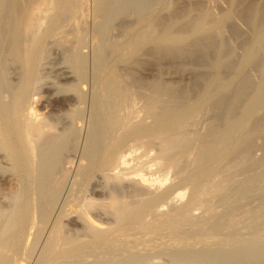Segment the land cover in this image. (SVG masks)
<instances>
[{"label": "bare ground", "instance_id": "6f19581e", "mask_svg": "<svg viewBox=\"0 0 264 264\" xmlns=\"http://www.w3.org/2000/svg\"><path fill=\"white\" fill-rule=\"evenodd\" d=\"M263 74L264 0H0V264H264Z\"/></svg>", "mask_w": 264, "mask_h": 264}, {"label": "rangeland", "instance_id": "374dc122", "mask_svg": "<svg viewBox=\"0 0 264 264\" xmlns=\"http://www.w3.org/2000/svg\"><path fill=\"white\" fill-rule=\"evenodd\" d=\"M149 2V0H147V3ZM147 8H149V6H147ZM150 9H151V7H150ZM150 9H146V12L147 13H149V11H150ZM162 9V8H161ZM161 12H164L163 10H160ZM141 14H140V16L139 17H137L136 16V24H138L139 22H140V20H141ZM122 20L124 19V18H121ZM242 30L243 31H246L245 30V27L244 26H242ZM242 37V36H241ZM241 37H239L238 38V40H237V44H239L238 42H239V40H242L241 39ZM216 40V39H215ZM240 51V49H238V51L237 52H239ZM236 52V53H237ZM238 57H239V55H238ZM238 58L236 57V60H237ZM189 63L191 62V61H188ZM191 65H189V66H193L192 64H193V62L192 63H190ZM251 66H246L247 68H244L243 70L246 72L247 70V74L248 73H250V75H251V77H252V81L254 80H258L257 78H259V76H260V72H258L259 70L256 68V70H255V68H253V66L254 65H252V63L250 64ZM194 67V66H193ZM200 68V67H199ZM197 69V70H200L199 71V73L203 70V69ZM231 68L233 69V71L235 70V68H233V67H230L229 69H226V68H224L225 70H223L224 72H225V74H227L226 76H228L230 73L232 74V72H230V71H232L231 70ZM194 70H195V68H193ZM245 69H247V70H245ZM194 70H190L189 69V71L191 72V73H189V72H185V71H187V70H185L182 74L181 73H179V71H177V73L179 74L178 76L179 77H181V75H182V77L181 78H177L176 76H173V77H170V75L169 74H167V72L166 71H162V72H160V73H158V71L156 72L155 70H153V69H151V68H149V69H145V71H140V72H144L143 74L142 73H140L141 75H144L145 76V78H153V77H157V76H160V77H162V78H166V77H168V75H169V78L170 79H172V81H173V83H174V88H175V90H176V92H180V93H182L183 91H185L184 93H186V90H187V93L189 94L190 93V95L191 94H193V96H195V94L197 93L196 91L198 90H200L201 89V87H202V85H203V79H201L202 77H200L199 76V73H198V75H197V73H196V71H195V73H194ZM172 72H173V74H174V71H176V70H171ZM222 71V70H221ZM220 71V72H221ZM172 72H170V73H172ZM227 72V73H226ZM228 72H230V73H228ZM235 72V71H234ZM176 72H175V74H177ZM259 73V74H258ZM172 74V75H173ZM193 74H195V75H193ZM221 74H223V72L221 73ZM225 74H224V76H225ZM246 74V73H245ZM171 75V76H172ZM190 75H192V76H190ZM200 75H202V73H200ZM249 75V74H248ZM264 75V74H263ZM193 76H195V77H193ZM200 77V78H199ZM168 78V79H169ZM175 78V79H174ZM175 81V82H174ZM195 93V94H194ZM189 95V96H190ZM193 96H190V97H193ZM262 168H256L255 169V171H254V173H259V171L261 170Z\"/></svg>", "mask_w": 264, "mask_h": 264}]
</instances>
